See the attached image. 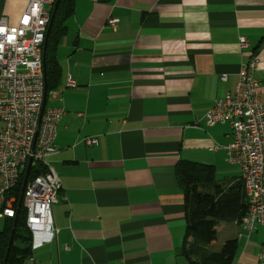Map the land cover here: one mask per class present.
I'll return each instance as SVG.
<instances>
[{"label":"crops","instance_id":"crops-1","mask_svg":"<svg viewBox=\"0 0 264 264\" xmlns=\"http://www.w3.org/2000/svg\"><path fill=\"white\" fill-rule=\"evenodd\" d=\"M27 2L0 0V19L14 25ZM109 18L119 21L117 30L106 26ZM65 26L49 92L45 69L44 106L65 111L48 158L62 186L52 207L56 237L27 260L189 264L175 166H213L222 191L240 184L246 204L240 169L226 162L232 131L207 126L204 115L233 94L251 57L264 103V0H74ZM68 76L76 87H66ZM220 233L222 245L236 241L233 264H264V226L248 235L239 221L224 220L216 242Z\"/></svg>","mask_w":264,"mask_h":264},{"label":"built area","instance_id":"built-area-1","mask_svg":"<svg viewBox=\"0 0 264 264\" xmlns=\"http://www.w3.org/2000/svg\"><path fill=\"white\" fill-rule=\"evenodd\" d=\"M54 3L28 0L14 25L5 17L0 19V218H17L18 210L23 209L31 252L55 240L52 207L62 189L48 158L56 153L57 125L65 111L61 106H44L43 44ZM118 25L115 18L106 22L113 31ZM238 45L248 47L244 38ZM258 64L255 57L242 64L233 94L216 99L204 115L207 126L227 124L232 131L226 162L240 169L247 211L239 223L248 235L264 226V103L253 76ZM66 87H76L70 76ZM83 142L91 146L97 140L85 138ZM29 160V176L32 170L38 173L28 177L16 209L12 191Z\"/></svg>","mask_w":264,"mask_h":264},{"label":"trees","instance_id":"trees-1","mask_svg":"<svg viewBox=\"0 0 264 264\" xmlns=\"http://www.w3.org/2000/svg\"><path fill=\"white\" fill-rule=\"evenodd\" d=\"M74 0H60L51 27L45 55L46 91H51L56 84L50 82V76L58 73L57 62L53 51L56 44L65 33L66 21L72 16ZM38 173L32 170L29 179ZM215 169L211 165L198 164L190 161H179L175 166V175L179 188L182 191L185 204V232L182 252L189 260V264H233L237 252L235 240H227L218 252H207L203 247L209 246L216 240V225L219 221L240 219L247 211L245 200L241 202L240 184L222 191L221 184L214 180ZM24 173L12 191L17 204L20 197ZM244 198V197H243ZM16 227L13 234V243L7 254V247L11 235L12 224ZM191 239L190 245L187 240ZM30 233L25 225V212L18 210L17 218L4 219V227L0 232V264H24L31 257L29 248ZM203 248V249H201ZM201 251L200 258L191 259ZM7 254V255H6Z\"/></svg>","mask_w":264,"mask_h":264},{"label":"water","instance_id":"water-1","mask_svg":"<svg viewBox=\"0 0 264 264\" xmlns=\"http://www.w3.org/2000/svg\"><path fill=\"white\" fill-rule=\"evenodd\" d=\"M59 2H60V0H55V3H54L53 8H52L51 19H50V22H49V25H48V28H47V31H46L45 39H44V44H43V71H44V75H45V66H44L45 48H46L48 36L50 34V31H51V27L53 25V21H54V18H55V14H56ZM44 101H45V99H44ZM30 164H31V160H29V162L27 164V167H26V170L24 172V177H23V181H22L20 197H19V202H18V208L20 207L22 196H23V192H24V188H25L26 183L28 181ZM15 227H16V224H15V222H13L11 235H10L9 242H8V247H7V254H8V252H9V250L11 248V245L13 243V234H14V231H15Z\"/></svg>","mask_w":264,"mask_h":264},{"label":"rangeland","instance_id":"rangeland-1","mask_svg":"<svg viewBox=\"0 0 264 264\" xmlns=\"http://www.w3.org/2000/svg\"><path fill=\"white\" fill-rule=\"evenodd\" d=\"M2 224H3L2 220H0V229L2 228ZM222 242H223V237H222V233H220L218 238H217L216 244L213 247L208 248V251H210V252H218L220 250L221 246H222ZM24 264H33V263H30L29 260H25Z\"/></svg>","mask_w":264,"mask_h":264}]
</instances>
